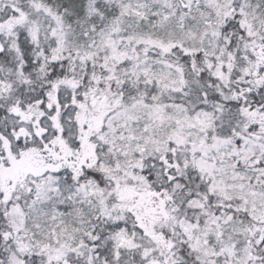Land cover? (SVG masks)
<instances>
[{
	"label": "snow or ice",
	"instance_id": "snow-or-ice-1",
	"mask_svg": "<svg viewBox=\"0 0 264 264\" xmlns=\"http://www.w3.org/2000/svg\"><path fill=\"white\" fill-rule=\"evenodd\" d=\"M0 264H264V0H0Z\"/></svg>",
	"mask_w": 264,
	"mask_h": 264
}]
</instances>
